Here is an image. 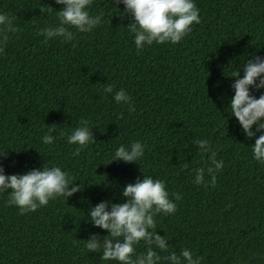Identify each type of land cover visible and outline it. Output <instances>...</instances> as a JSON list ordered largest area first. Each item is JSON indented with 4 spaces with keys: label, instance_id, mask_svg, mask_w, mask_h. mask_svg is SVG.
Wrapping results in <instances>:
<instances>
[{
    "label": "trees",
    "instance_id": "trees-1",
    "mask_svg": "<svg viewBox=\"0 0 264 264\" xmlns=\"http://www.w3.org/2000/svg\"><path fill=\"white\" fill-rule=\"evenodd\" d=\"M194 3L201 22L189 35L178 44L154 42L138 52L127 26L132 17L121 18L124 5L115 0H93L89 11L102 14L104 23L77 33L76 47L61 38L44 43L37 35L58 23L61 5L55 0H0V13L15 16L20 29L0 52L4 173L60 166L83 186L26 214L6 206L8 193H0V264H118L82 253L91 234H107L87 215L103 200L125 202L124 186L143 174L163 179L170 194L182 196L174 214L156 217V232L167 236L170 250L179 255L188 248L194 258H204L201 264H264V164L252 158L255 137L246 138L227 109L232 73L239 68L242 77L248 58L264 57V0ZM108 83L125 90L135 112L98 91ZM252 91L257 98L264 93ZM82 117L94 125L96 142L74 157L77 145L67 135ZM53 123L56 139L45 145L41 138ZM201 138L224 161L215 187L193 183L194 172L181 168L185 162L190 169L207 167V154L192 143ZM132 141L146 144L139 163L104 164L119 145ZM77 239L79 247L73 244ZM137 251H145L143 242Z\"/></svg>",
    "mask_w": 264,
    "mask_h": 264
},
{
    "label": "clouds",
    "instance_id": "clouds-1",
    "mask_svg": "<svg viewBox=\"0 0 264 264\" xmlns=\"http://www.w3.org/2000/svg\"><path fill=\"white\" fill-rule=\"evenodd\" d=\"M124 5L121 18L125 15L132 17L127 24L130 33L134 34V43L138 52L145 46L156 44H178L192 31L194 24L201 22L200 9L194 0H115ZM61 5L56 11L55 27L49 25L40 28L37 35L44 36V43L51 39L61 38L62 42H72L76 47L77 33H91L104 23L102 14L93 15L89 9L93 0H55ZM41 13L48 9L41 7ZM16 17L0 13V52L7 47L10 37L20 31L14 24ZM110 23V20H109ZM73 29L75 31H73ZM230 77H235L231 87L234 95L231 97L227 109L238 121L246 138L255 137L252 145V158L264 164V93L258 98L253 95V89H264V57L259 55L248 58L243 66V76L237 68ZM104 94H112L117 104L128 105V111L135 112V105L131 97L123 88L114 90L111 83L102 87ZM122 118V114H119ZM94 126V125H93ZM93 126L89 121L81 118L79 126L70 135H67L69 144L77 145L72 155L79 156L89 144H94L96 138L92 133ZM255 126V130L253 127ZM55 123L47 129L41 138L43 144H53L56 137ZM102 131V130H101ZM257 133H260L257 135ZM61 135L65 133L61 132ZM199 152L207 154L204 161L207 167L190 169L189 163L181 165L182 170L194 172L193 183L201 186L215 187L217 173L222 171L224 161L217 159V152L212 149L208 139H194L192 141ZM146 144L132 141L130 144H121L115 150L113 157L105 162L123 161L125 163H139L144 157ZM7 151L0 152V157H7ZM210 177L205 180V174ZM74 177L62 170L60 166H46L33 168L23 174L6 175L3 164L0 163V193L7 192L6 206H15L19 214L35 212L41 207L48 206L50 201L58 197L73 196L82 191L81 184H74ZM10 189V191H8ZM125 202L112 203L103 200L92 207L88 212V219L92 225L106 230V235L91 234L84 240L82 253H99L104 261H116L118 264H201L202 256H195L188 248L180 251L179 255L170 250L167 236L157 234L156 217L158 215H172L177 211V203L182 199L180 193H169L163 179L153 178L143 174L134 183H127L121 193ZM143 242L145 251L138 252L137 247ZM73 244L79 247V239ZM168 253L160 255V253Z\"/></svg>",
    "mask_w": 264,
    "mask_h": 264
}]
</instances>
